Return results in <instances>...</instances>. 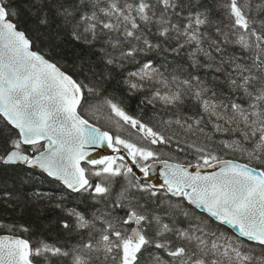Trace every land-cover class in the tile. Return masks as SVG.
Instances as JSON below:
<instances>
[{"label": "snow or ice", "instance_id": "snow-or-ice-1", "mask_svg": "<svg viewBox=\"0 0 264 264\" xmlns=\"http://www.w3.org/2000/svg\"><path fill=\"white\" fill-rule=\"evenodd\" d=\"M214 8L227 16L224 28L202 0H0V121L10 126L0 164L41 169L108 202L91 218L65 209L73 222L63 228L87 234L71 249L0 235V264H264V0H216ZM22 12L48 52L18 27ZM65 36L98 51L105 65L150 52L165 64L183 55L188 65L169 70L146 60L129 74L130 92L148 88L147 104L160 106L152 124L49 58ZM105 109L117 127L129 125L137 139L189 162H170L86 118H105ZM104 147L117 155L90 158L88 149ZM118 177L126 183L114 194ZM135 192L171 199L150 207Z\"/></svg>", "mask_w": 264, "mask_h": 264}, {"label": "trees", "instance_id": "trees-1", "mask_svg": "<svg viewBox=\"0 0 264 264\" xmlns=\"http://www.w3.org/2000/svg\"><path fill=\"white\" fill-rule=\"evenodd\" d=\"M15 2L19 5L24 3V0H15ZM202 3L213 9V18L220 22L222 28L229 24L225 13L219 8H214L216 0H202ZM17 22L21 30L26 31L29 36L35 39L38 49L48 52L47 39L41 38L36 32L34 21L27 12H22ZM229 51L237 52L239 50L230 48ZM49 58L55 59L64 71L73 74L75 78L100 88L103 96L114 99L129 115L152 124H155L154 113L160 110V106L157 105L154 108L152 105L147 104L145 98L151 95V90L148 88L144 91L130 92L125 83L129 78V74L137 71L146 60H152L155 64L163 65V68L169 70L177 66L187 68L188 65V61L183 55L170 56L168 57V64H165L164 58L155 52L141 54L131 62L123 61L120 66L105 65L98 51L74 43L67 36L64 37L60 47L49 54ZM85 63L91 65V72L87 71L86 68L81 71L80 66ZM95 99L97 98H90V101L95 102ZM187 110L185 108V111ZM108 114V110L105 109V118L96 120L90 114L86 115V118L90 122L96 123L103 130L119 134L123 138L143 146H150L147 141L137 139L139 133L129 125L117 127L115 119L118 118L108 120L106 118ZM161 115H164V113H161ZM9 127H6L5 122L0 121V151L7 147V139L10 134ZM11 134H15L14 129L11 130ZM150 147L162 152L164 154L162 158L170 159V162H189L183 154L170 148L164 146ZM25 150L30 151V147H25ZM225 158L235 157L229 154ZM84 167L91 168L88 165H84ZM98 180L99 177H90L93 184ZM124 183H126L124 178H116L113 193L119 191L121 184ZM133 194L141 197L142 200H147L150 207L153 206V201L159 203L171 199L163 195L149 199L147 193L135 192ZM107 203L94 201L90 193L70 192L58 182L24 165L0 164V224L3 225V227H0V235L20 236L34 243L39 239H43L63 248L71 249L81 242L82 237L87 239V234L63 228V221L73 222L65 209H76L91 218L93 212L103 210ZM57 204L61 207H56ZM165 207L166 205L161 204L159 210L162 211ZM115 213L122 216L124 210L116 209ZM21 226L27 227L29 231H22ZM221 228L223 230V226ZM228 231L231 232V230ZM259 250L256 247V251ZM52 260L53 264H71V261L67 258H52ZM38 264H45V261L38 258Z\"/></svg>", "mask_w": 264, "mask_h": 264}, {"label": "water", "instance_id": "water-1", "mask_svg": "<svg viewBox=\"0 0 264 264\" xmlns=\"http://www.w3.org/2000/svg\"><path fill=\"white\" fill-rule=\"evenodd\" d=\"M102 130H103V129H102ZM24 147H30V146H24ZM88 150H89V151H92V156L90 157L91 159H96V158H99V157H102V156H105V155H112V156L117 155L116 153H113L111 149H108V148H106V147H104V148H96L95 150H92V149H88ZM122 154H125V155H126V153H122ZM15 165H18V164H15ZM21 165H24V164H21ZM84 165H88V164H87L86 162H83V161H82V162H81V166L84 167ZM24 166H26V167L29 168V169L35 170V171H37V172H40V173L46 175L48 178H50V179H52V180L58 182V183L61 184L65 189H67L68 191L72 192V191H71L70 189H68V188H67V187H66L61 181L56 180V179H54V178H52V177H49V176H48L46 173H44L41 169H38V168H35V167H29V166H27V165H24ZM89 166H91V165H89ZM91 167H92V166H91ZM155 167H156L157 170H159V169H161L163 166L160 165V164H157ZM137 174L139 175L138 170H137ZM154 181H155L156 183L161 182V177H159V176H155V177H154ZM73 193H76V192H73Z\"/></svg>", "mask_w": 264, "mask_h": 264}]
</instances>
